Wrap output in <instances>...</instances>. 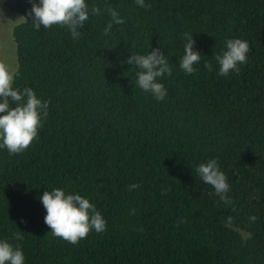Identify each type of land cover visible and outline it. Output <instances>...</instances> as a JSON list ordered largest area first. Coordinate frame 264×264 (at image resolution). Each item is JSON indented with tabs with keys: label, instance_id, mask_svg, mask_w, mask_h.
<instances>
[{
	"label": "trees",
	"instance_id": "obj_1",
	"mask_svg": "<svg viewBox=\"0 0 264 264\" xmlns=\"http://www.w3.org/2000/svg\"><path fill=\"white\" fill-rule=\"evenodd\" d=\"M2 2L22 17L13 87L50 103L25 151L0 148V240L24 264H264V0H86L101 14L78 39L61 25L37 30L31 0ZM109 7L125 22L104 34ZM185 34L202 57L192 74L179 67ZM237 38L247 62L221 76L215 56ZM156 47L172 69L158 78L161 101L125 63ZM210 159L227 202L196 172ZM54 188L89 199L106 230L77 245L54 236L40 200Z\"/></svg>",
	"mask_w": 264,
	"mask_h": 264
},
{
	"label": "clouds",
	"instance_id": "obj_2",
	"mask_svg": "<svg viewBox=\"0 0 264 264\" xmlns=\"http://www.w3.org/2000/svg\"><path fill=\"white\" fill-rule=\"evenodd\" d=\"M140 7H150L145 0H135ZM32 7L27 17L33 19V26L39 30L53 25H61L70 31L73 39L81 35L79 29L91 15H100L101 9L93 6L91 10L86 0H31ZM105 11L111 17L110 22L104 29L108 34L113 24H123L125 21L113 8ZM184 55L179 61V67L186 73L196 71L194 65L201 62V54L194 49L195 40L192 35L185 34ZM249 44L242 39H229L226 41V50L215 56L219 65V75L228 76L230 72H239V64L247 62ZM125 63L135 65L139 71L136 73L135 87L144 92L151 93L157 100H163L166 95L164 85L158 82V78L165 74L171 76L172 69L169 66L165 54L159 47L153 48L147 55L131 54ZM209 71L212 65L205 62ZM19 75L16 70H11L5 63L0 62V148H6L10 154H19L25 151L36 139L38 129L42 127V118L47 117L48 101H42L37 97L32 88L25 87L23 90L14 88V78ZM14 104L15 106H11ZM196 172L201 180L213 186L215 194L227 202L230 186L226 175L220 170L216 159H210L201 163ZM140 187L138 184L129 186V190ZM40 200L46 209L44 222L54 236L77 245L85 239L90 231L101 233L106 230V221L96 206L90 203L78 193L66 194L60 188L52 191H44ZM134 213V210H133ZM252 221L255 216L250 217ZM231 220V217H229ZM23 222V221H22ZM16 240H22L21 233H16ZM25 257L22 250L14 247L7 240H0V264H24Z\"/></svg>",
	"mask_w": 264,
	"mask_h": 264
},
{
	"label": "rangeland",
	"instance_id": "obj_3",
	"mask_svg": "<svg viewBox=\"0 0 264 264\" xmlns=\"http://www.w3.org/2000/svg\"><path fill=\"white\" fill-rule=\"evenodd\" d=\"M22 20L20 14L11 11L0 0V62L11 70L17 66V49L13 37V28Z\"/></svg>",
	"mask_w": 264,
	"mask_h": 264
}]
</instances>
